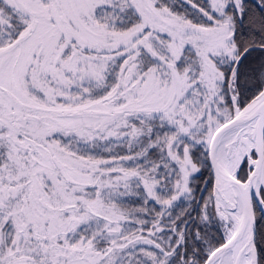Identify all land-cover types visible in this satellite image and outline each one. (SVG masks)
Masks as SVG:
<instances>
[{"label": "snow or ice", "instance_id": "obj_1", "mask_svg": "<svg viewBox=\"0 0 264 264\" xmlns=\"http://www.w3.org/2000/svg\"><path fill=\"white\" fill-rule=\"evenodd\" d=\"M0 264H264V0H0Z\"/></svg>", "mask_w": 264, "mask_h": 264}]
</instances>
